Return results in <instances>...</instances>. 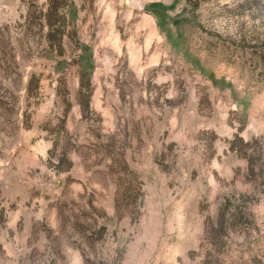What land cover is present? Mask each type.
I'll return each mask as SVG.
<instances>
[{"label": "rangeland", "instance_id": "rangeland-1", "mask_svg": "<svg viewBox=\"0 0 264 264\" xmlns=\"http://www.w3.org/2000/svg\"><path fill=\"white\" fill-rule=\"evenodd\" d=\"M0 209V264H264V0H0Z\"/></svg>", "mask_w": 264, "mask_h": 264}, {"label": "trees", "instance_id": "trees-1", "mask_svg": "<svg viewBox=\"0 0 264 264\" xmlns=\"http://www.w3.org/2000/svg\"><path fill=\"white\" fill-rule=\"evenodd\" d=\"M57 16H58V12H57L56 9L51 10V11L49 10L44 15V17L47 19L48 26H49L48 27L49 28L48 36L50 38H48L47 41H48V44L51 47L57 46V48L62 53L64 47H63V44H62L63 34L61 32V28H60V26H56V24L51 22L52 17L56 18ZM58 36H59V38H58ZM35 78H36V75H32L31 80L29 82L33 83V80ZM81 85H82V90H83V86L86 85L88 87V92L86 91L85 94H83V100L84 101L82 103L84 105V108H86V107L89 108L90 100H91V94H92V89H91V80H90V77L88 76V74H83L82 75V77H81ZM63 132H65V130H63ZM237 141H243V140L241 139V137L236 136V138L232 141V147H234L236 149H239V147L236 145ZM56 147H57V144H55V147L50 152V157H49L50 166L53 167L54 169H56L57 172H61L64 169L66 170V169H69L70 167H72L73 162L70 160V158H68L67 151L64 150L62 153L58 154L56 152V149H55ZM54 156L56 157L55 159H53ZM250 162L253 163V159ZM6 221L7 220H6L5 210L4 209H0V224H4Z\"/></svg>", "mask_w": 264, "mask_h": 264}]
</instances>
